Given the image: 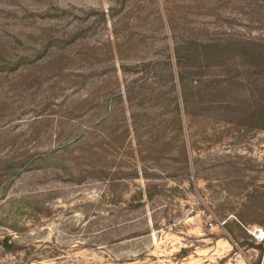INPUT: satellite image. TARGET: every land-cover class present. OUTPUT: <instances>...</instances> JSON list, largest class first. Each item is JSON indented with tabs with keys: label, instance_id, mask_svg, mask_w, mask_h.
Returning <instances> with one entry per match:
<instances>
[{
	"label": "rangeland",
	"instance_id": "1",
	"mask_svg": "<svg viewBox=\"0 0 264 264\" xmlns=\"http://www.w3.org/2000/svg\"><path fill=\"white\" fill-rule=\"evenodd\" d=\"M263 2L0 0V264H264Z\"/></svg>",
	"mask_w": 264,
	"mask_h": 264
},
{
	"label": "trees",
	"instance_id": "2",
	"mask_svg": "<svg viewBox=\"0 0 264 264\" xmlns=\"http://www.w3.org/2000/svg\"><path fill=\"white\" fill-rule=\"evenodd\" d=\"M261 30L264 31V26ZM212 48H214L218 54L222 52L221 44H215ZM230 53L235 57H242L248 60L252 65H256L258 67L257 73L264 82V35L261 38H256L249 33V36L245 40L235 41L231 44ZM260 95L262 99L260 98L261 104L258 106L264 108V83L262 84Z\"/></svg>",
	"mask_w": 264,
	"mask_h": 264
}]
</instances>
